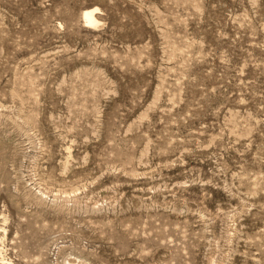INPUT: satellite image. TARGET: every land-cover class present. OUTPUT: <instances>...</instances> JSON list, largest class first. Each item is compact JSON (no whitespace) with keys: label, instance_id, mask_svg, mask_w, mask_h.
<instances>
[{"label":"rangeland","instance_id":"rangeland-1","mask_svg":"<svg viewBox=\"0 0 264 264\" xmlns=\"http://www.w3.org/2000/svg\"><path fill=\"white\" fill-rule=\"evenodd\" d=\"M0 258L264 264V0H0Z\"/></svg>","mask_w":264,"mask_h":264},{"label":"bare ground","instance_id":"bare-ground-1","mask_svg":"<svg viewBox=\"0 0 264 264\" xmlns=\"http://www.w3.org/2000/svg\"><path fill=\"white\" fill-rule=\"evenodd\" d=\"M84 21L88 26H96L98 23L96 17V9L85 10L83 13ZM2 254V253H1ZM0 261H4V258H0ZM4 263V262H3Z\"/></svg>","mask_w":264,"mask_h":264}]
</instances>
